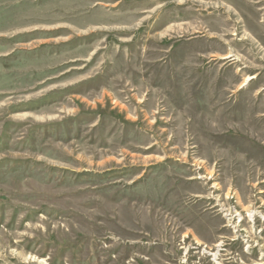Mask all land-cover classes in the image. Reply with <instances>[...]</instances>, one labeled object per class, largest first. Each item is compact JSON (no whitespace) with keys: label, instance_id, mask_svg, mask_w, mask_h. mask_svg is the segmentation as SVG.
Returning <instances> with one entry per match:
<instances>
[{"label":"rangeland","instance_id":"obj_1","mask_svg":"<svg viewBox=\"0 0 264 264\" xmlns=\"http://www.w3.org/2000/svg\"><path fill=\"white\" fill-rule=\"evenodd\" d=\"M0 264H264V0H0Z\"/></svg>","mask_w":264,"mask_h":264}]
</instances>
